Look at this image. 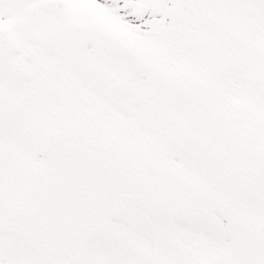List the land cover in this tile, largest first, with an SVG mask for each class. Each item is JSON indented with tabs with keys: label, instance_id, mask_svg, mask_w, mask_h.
I'll use <instances>...</instances> for the list:
<instances>
[{
	"label": "snow or ice",
	"instance_id": "1",
	"mask_svg": "<svg viewBox=\"0 0 264 264\" xmlns=\"http://www.w3.org/2000/svg\"><path fill=\"white\" fill-rule=\"evenodd\" d=\"M0 264H264V0H0Z\"/></svg>",
	"mask_w": 264,
	"mask_h": 264
}]
</instances>
